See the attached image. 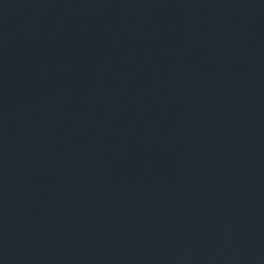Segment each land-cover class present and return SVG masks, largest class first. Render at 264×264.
<instances>
[{
	"label": "water",
	"instance_id": "water-1",
	"mask_svg": "<svg viewBox=\"0 0 264 264\" xmlns=\"http://www.w3.org/2000/svg\"><path fill=\"white\" fill-rule=\"evenodd\" d=\"M0 264H264V0H0Z\"/></svg>",
	"mask_w": 264,
	"mask_h": 264
}]
</instances>
